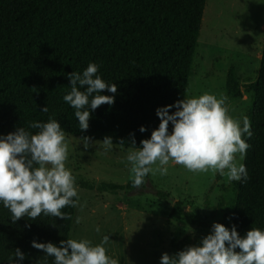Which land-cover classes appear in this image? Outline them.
I'll use <instances>...</instances> for the list:
<instances>
[{
  "label": "trees",
  "instance_id": "1",
  "mask_svg": "<svg viewBox=\"0 0 264 264\" xmlns=\"http://www.w3.org/2000/svg\"><path fill=\"white\" fill-rule=\"evenodd\" d=\"M207 0H0V135L33 121L56 119L65 134L92 140L111 137L113 144L132 149L158 128V107L173 105L187 95ZM89 63L117 86L112 105L91 112L89 128L79 129L74 109L63 101L70 91L69 74ZM252 104L247 116L251 138L243 164L247 182H235L236 202L226 220L245 235L264 229V47L258 80L249 87ZM228 97L242 98L235 71L227 81ZM48 106L47 112L40 109ZM170 113L175 111L171 108ZM146 131L140 132V127ZM172 125L169 123V131ZM149 176L145 178V189ZM100 192L134 190L101 183ZM162 199L169 194L158 192ZM180 205V203H177ZM77 207L62 211L72 220L55 217L21 218L13 223L0 206V264L19 248L20 264H43V250L32 241L59 246L70 237ZM238 250V249H237ZM13 259L16 258L13 256ZM52 258H48L51 264Z\"/></svg>",
  "mask_w": 264,
  "mask_h": 264
},
{
  "label": "clouds",
  "instance_id": "2",
  "mask_svg": "<svg viewBox=\"0 0 264 264\" xmlns=\"http://www.w3.org/2000/svg\"><path fill=\"white\" fill-rule=\"evenodd\" d=\"M98 72L99 66L89 63L82 72L70 73V91L63 96V101L74 109L82 131L89 128L92 111L102 104L114 103V95L101 92H117L116 84L107 83ZM226 100L204 93L158 107V128L151 132L150 138L141 140L140 147H136L133 138V148L126 155L132 186L145 185L149 174L166 175L170 162L195 173H219L226 176L228 183L247 182V168L237 162V154L242 161L250 147L242 138L253 135L250 121L246 116L242 121L231 117ZM171 108L175 111L170 113ZM40 111L47 112L48 106ZM29 128L37 131L18 127L14 132L0 135V206L8 210L13 223L21 218L36 220L41 216L72 220L70 214L62 211L69 206L77 207L79 202L76 178L66 167L69 144L65 131L52 118L47 122L33 121ZM139 131L146 129L141 126ZM79 144L85 150L95 146L105 153L114 146L111 137L93 141L82 136ZM79 222L77 216L75 223ZM96 231H100L99 227ZM109 240L107 235L98 244L88 239L67 238L59 246L33 240L32 247L43 250V264H48L49 257L51 264H118L107 254L104 245ZM24 259L25 254L17 248L8 262L20 264ZM160 264H264V229L251 228L241 236L235 225L229 229L214 222L210 233L198 245L187 246L171 256L163 253Z\"/></svg>",
  "mask_w": 264,
  "mask_h": 264
},
{
  "label": "rangeland",
  "instance_id": "3",
  "mask_svg": "<svg viewBox=\"0 0 264 264\" xmlns=\"http://www.w3.org/2000/svg\"><path fill=\"white\" fill-rule=\"evenodd\" d=\"M263 47L264 0H207L186 97L204 93L226 97L228 114L242 121L251 108L249 87L258 80ZM231 69L241 86L240 99L228 97ZM65 135L66 167L76 178V217H80L79 223L74 220L69 238L98 244L109 236L104 246L118 264H160L163 253L171 256L198 245L211 225L225 221L235 205L238 181L228 183L219 173H195L172 162L166 175L149 174L145 189L117 194L89 190L101 183H131L129 149L114 145L107 153L95 146L85 150L80 137ZM243 160L237 154V162ZM158 192L170 199H162Z\"/></svg>",
  "mask_w": 264,
  "mask_h": 264
}]
</instances>
